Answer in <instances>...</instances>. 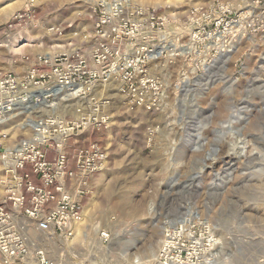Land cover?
<instances>
[{
    "label": "rangeland",
    "instance_id": "1",
    "mask_svg": "<svg viewBox=\"0 0 264 264\" xmlns=\"http://www.w3.org/2000/svg\"><path fill=\"white\" fill-rule=\"evenodd\" d=\"M99 1L0 0V77L22 76L38 56L73 46H87L89 54ZM129 4L165 21L167 56L138 62L148 68L137 67L130 79L59 93L65 98L51 110L54 97L36 106L17 103L0 116V200L17 149L40 138L39 121L56 118L75 128L67 154L95 143L106 161L87 179L82 220L71 237L45 236L27 222L29 246L64 264H163L165 229L189 220L181 227L209 228L212 235L203 264H264V0ZM212 6L236 24L219 35L216 51L205 43L197 55L184 28L193 11L206 14ZM151 37L135 45L145 49ZM182 44L183 52L174 49ZM129 84L133 94L123 90ZM169 241L167 251L176 250L177 239Z\"/></svg>",
    "mask_w": 264,
    "mask_h": 264
},
{
    "label": "built area",
    "instance_id": "2",
    "mask_svg": "<svg viewBox=\"0 0 264 264\" xmlns=\"http://www.w3.org/2000/svg\"><path fill=\"white\" fill-rule=\"evenodd\" d=\"M96 8L98 15L88 34L94 38L89 54L84 52L87 46H73L61 54L38 56L35 65H30L22 76L6 73L0 77L1 117L17 103L26 104L31 99L29 102L33 105L39 104L40 97L32 92V87L51 91L40 95L48 103L53 93H71L79 85L88 88L98 81L130 79L137 67L148 68L138 62H154L163 53L167 56L171 41H167L170 35L161 17L134 8L129 0H100ZM211 8L206 14L200 9L193 11L184 28L191 32L190 48L197 55L205 43L216 51L219 35L227 32L229 25L236 24L222 17L218 9ZM146 35L152 36V44L139 50L135 42ZM83 47L87 49L83 51ZM177 48L183 52L187 45L174 46ZM132 86L122 89L133 94L136 91H130ZM36 126V133L40 129V138L25 145L23 152L16 154L12 167L6 170L10 182H3L4 195L0 200V264H64L62 260L48 257L41 247L29 246L22 231L31 222L45 236L62 240L71 237L74 226L82 220L83 200L89 189L87 179L106 161L105 150L95 143L76 149L72 157L66 153L65 145L75 130L72 123L49 118ZM46 131L50 137L44 136ZM26 168L29 172H25ZM15 212L27 225H20ZM164 236L165 246L159 257L163 264L180 261L203 264L202 258L211 243L209 228L177 224L166 228ZM174 237L179 246L167 251L172 243L169 240ZM101 240L107 243L109 235L103 233Z\"/></svg>",
    "mask_w": 264,
    "mask_h": 264
},
{
    "label": "bare ground",
    "instance_id": "3",
    "mask_svg": "<svg viewBox=\"0 0 264 264\" xmlns=\"http://www.w3.org/2000/svg\"><path fill=\"white\" fill-rule=\"evenodd\" d=\"M80 87H81V85H79V86H76L75 87V89H74V91H72L71 93H70V95L71 96H73V95H75L77 92H78V90L80 89ZM32 88H37V87H32ZM38 90L37 91H32V92H34L35 93V95L37 96V97H40V100L41 101H43L44 102V100H43V98L40 96L41 94H47V93H49V92H51V91H48V89L47 88H41V87H39V88H37ZM54 95H53V97H54V100L52 101V103H51V105H48V106H50L49 107V109L50 108H53V106L55 105V103L58 101L59 102V100L62 98H60V96H59V93H53ZM68 96V95H67ZM66 96V97H67ZM63 98H65V96H63ZM62 98V99H63ZM72 98V97H71ZM62 99H61V101H62ZM31 99H29L28 100V102L30 101ZM40 103V102H39ZM27 106H29V103L27 104ZM14 107V106H13ZM47 107V106H46ZM20 108V107H19ZM11 110H12V108H11ZM51 110V109H50ZM50 113V112H49ZM7 114V113H6ZM53 114V113H52ZM35 126V125H34ZM37 127V126H36ZM24 147L25 146H23V147H20V148H18L17 149V152H18V155H20L22 152H23V149H24ZM189 220H182V222H181V225H185V224H189ZM217 244V243H216ZM212 255H214V254H212ZM213 264H215V263H213Z\"/></svg>",
    "mask_w": 264,
    "mask_h": 264
},
{
    "label": "water",
    "instance_id": "4",
    "mask_svg": "<svg viewBox=\"0 0 264 264\" xmlns=\"http://www.w3.org/2000/svg\"><path fill=\"white\" fill-rule=\"evenodd\" d=\"M30 105L33 106V104H32L31 102H29V106H30ZM22 106H23V105H22ZM35 106H36V105H35ZM179 222H180V220H179L178 222H176V223L170 224L169 226H170V227H175Z\"/></svg>",
    "mask_w": 264,
    "mask_h": 264
},
{
    "label": "crops",
    "instance_id": "5",
    "mask_svg": "<svg viewBox=\"0 0 264 264\" xmlns=\"http://www.w3.org/2000/svg\"><path fill=\"white\" fill-rule=\"evenodd\" d=\"M38 181H37V179H35V183H37Z\"/></svg>",
    "mask_w": 264,
    "mask_h": 264
}]
</instances>
